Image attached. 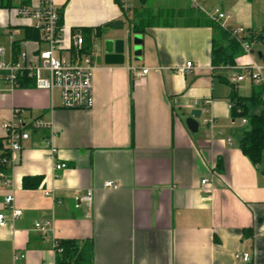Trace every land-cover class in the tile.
I'll list each match as a JSON object with an SVG mask.
<instances>
[{
	"label": "crops",
	"instance_id": "crops-1",
	"mask_svg": "<svg viewBox=\"0 0 264 264\" xmlns=\"http://www.w3.org/2000/svg\"><path fill=\"white\" fill-rule=\"evenodd\" d=\"M19 1L10 9L0 7V42L8 44L9 61L19 55L15 42L19 51L26 42L34 53L40 40H24V28L31 25L16 14ZM130 3L132 18L116 0H55L67 44L73 34L92 30L91 110L65 109L58 90L12 89L0 72V140L5 141L4 126L15 120L16 111L27 122H52L58 160L68 166L55 171L44 141L48 130L32 131L13 154L10 185L0 180V213L10 215L4 199L11 194L23 215L0 228V264H56L54 239L87 244L91 264H242L236 257L241 252L249 254V263L264 264V154L255 166L241 151L248 123L233 118L229 98L237 68L255 63L251 55L258 48L259 58L263 45L243 53L234 68L215 70V33L199 25L206 15L193 0ZM202 6L226 13L228 30L264 27V0H203ZM171 16L181 19H159ZM116 21L140 37V60L106 64L102 37L123 39L120 29L107 27ZM187 62L195 69L177 73ZM131 67L148 73L138 76ZM234 85L245 98L258 87ZM193 110L202 111L196 133L186 123ZM26 178L37 185L26 188ZM204 179L210 183L203 187ZM106 182L118 188H105ZM88 192L91 207L83 201ZM46 220L55 229L47 236L35 229Z\"/></svg>",
	"mask_w": 264,
	"mask_h": 264
},
{
	"label": "built area",
	"instance_id": "built-area-1",
	"mask_svg": "<svg viewBox=\"0 0 264 264\" xmlns=\"http://www.w3.org/2000/svg\"><path fill=\"white\" fill-rule=\"evenodd\" d=\"M118 2L126 11L131 9V0H118ZM202 2L203 0H193V7L203 12L210 20L220 23L223 28L228 29L223 24V21L228 19V15L218 8L210 12L206 11ZM14 10L20 18L30 22L31 28L40 33V40L34 42L36 45L34 53L28 51V43H21L18 57L14 58L11 55L12 60L10 61L7 50L0 49V72L4 74L6 83L12 89L20 88L21 78L26 77L33 80L34 88L50 92L58 90L65 109L91 110L94 105V46L86 50L85 40L81 34H73L68 44L66 43L65 28L61 23V13L55 4V0H34L30 4H23L20 0ZM229 31L240 42L245 54L254 52L255 43L243 40L247 35L246 30L229 29ZM193 69H195L194 64L187 62L184 66L177 68L176 72L184 74ZM130 71L137 73L138 76L148 73L147 69L139 70L134 67H131ZM236 71L237 74L230 79L232 83L250 82L253 85L264 87V64L262 62L242 65ZM242 123L246 125L248 122L246 119H242ZM4 129L7 132L6 148L11 152L10 159L4 160L5 163L12 165L13 154L23 149V142L30 139L32 131L48 130L50 133L44 141L49 150V157L55 164V171H62L68 167L66 163L58 160L59 150L55 145V131L52 122H45L42 119L27 122L20 117V111H16L15 120L6 124ZM0 180L4 186L10 185L8 173L1 171ZM209 183L208 179L201 182L203 187ZM104 187L108 189L118 188L113 182H106ZM45 194L54 198V194L51 192ZM92 198V192H88L83 197V201L91 207ZM14 202L13 195L9 194L5 197L4 205L9 210L10 215L0 213V228L6 227L9 221L19 219L23 215V211L17 209ZM35 229L45 236L55 231L52 220L36 222ZM53 245L56 255L62 253L63 250L59 247L58 240L54 239ZM236 257L242 264L250 262V256L247 253H238ZM15 258L17 259V257Z\"/></svg>",
	"mask_w": 264,
	"mask_h": 264
},
{
	"label": "trees",
	"instance_id": "trees-1",
	"mask_svg": "<svg viewBox=\"0 0 264 264\" xmlns=\"http://www.w3.org/2000/svg\"><path fill=\"white\" fill-rule=\"evenodd\" d=\"M120 5L125 17L128 11L116 0ZM1 8L10 9L13 7L12 0H0ZM139 4L143 7L147 4L148 0H138ZM27 4V0L23 2ZM144 21L147 19L143 18ZM124 23L122 21L112 22L107 27L121 29ZM199 25L209 26L214 30V38L212 41V65L215 70L234 68L236 60L240 57L244 51L240 42L232 35L231 31L225 29L220 23L214 22L207 17H203ZM102 28L96 30V38L102 37ZM135 29V27H134ZM136 31V30H135ZM247 32V31H246ZM25 37L24 40H38L40 38L39 32L33 28H24ZM83 37L85 40V49H89L93 44V36L91 29L83 30ZM244 41L255 44H262L264 47V27L257 32L248 30L247 35L243 38ZM15 54L19 52V43H14ZM264 64V49L262 51V60ZM227 84L230 82L225 80ZM21 88L33 87L34 82L32 79L21 78ZM232 92L230 103L232 105V116L235 119H246L248 122V129L244 132L242 139L240 140V149L243 154L248 157L255 166H259L263 159L264 154V109L260 113L251 112L252 109H257L264 106V87L258 86L254 89L251 97L245 98L238 94V90L234 84L231 85ZM5 141L0 140V172L9 173L11 164L5 163L4 160H9L11 152L5 147ZM219 167L222 164L219 163ZM31 179L26 178L24 180V186L26 188L34 187L36 185H29ZM59 247L62 248V253L56 256V264H91L92 263V251L91 247H87V244H79L74 240H60ZM251 264V263H247Z\"/></svg>",
	"mask_w": 264,
	"mask_h": 264
},
{
	"label": "water",
	"instance_id": "water-1",
	"mask_svg": "<svg viewBox=\"0 0 264 264\" xmlns=\"http://www.w3.org/2000/svg\"><path fill=\"white\" fill-rule=\"evenodd\" d=\"M134 57L135 60L141 58V40L137 37L134 42ZM127 48L123 40H106L104 42V58L108 65H123L126 61ZM259 59L262 60V53L259 54ZM202 116L201 110H193L191 117L187 119L186 123L189 129L196 133L199 130L198 120Z\"/></svg>",
	"mask_w": 264,
	"mask_h": 264
},
{
	"label": "rangeland",
	"instance_id": "rangeland-1",
	"mask_svg": "<svg viewBox=\"0 0 264 264\" xmlns=\"http://www.w3.org/2000/svg\"><path fill=\"white\" fill-rule=\"evenodd\" d=\"M153 4H154L153 2L150 3L149 7L152 6ZM128 13H130V15H128L127 17L128 18H132V16H133V14H132V8L128 10ZM159 19H161L162 21L168 20V21H175V22H177V21H180L181 18L171 16V17H167V18H165V17H159ZM183 19H185V18H183ZM106 32H111V29L110 30H106ZM117 34H119L123 38L122 40L125 41V43H126V48H127L126 60L129 61L130 59H132V61L134 62V59H135V57H134V46H135L134 45V42H135V39L137 37H139V36L133 33L132 29L129 28V24H127L124 28H121L117 32ZM104 38H105V36L102 37L103 40L101 41V46H100L101 47V50H102V53L104 52V41H105ZM2 42H5V40L3 39L0 42V45L3 44L2 46H0V49L1 48H4L8 52L9 47L7 46L8 44H6L7 42L6 43H2ZM257 52H258V48L256 49L255 54H253L251 56H253L254 61L256 63H261V60L257 57ZM233 75L234 74H230V76H233ZM241 86H244V85L241 84ZM243 93H245V92H243ZM261 109H264V106H262Z\"/></svg>",
	"mask_w": 264,
	"mask_h": 264
}]
</instances>
